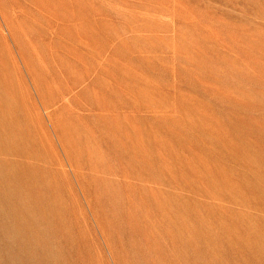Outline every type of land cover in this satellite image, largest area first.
I'll list each match as a JSON object with an SVG mask.
<instances>
[{
	"label": "rangeland",
	"instance_id": "obj_1",
	"mask_svg": "<svg viewBox=\"0 0 264 264\" xmlns=\"http://www.w3.org/2000/svg\"><path fill=\"white\" fill-rule=\"evenodd\" d=\"M0 264H264V0H0Z\"/></svg>",
	"mask_w": 264,
	"mask_h": 264
}]
</instances>
